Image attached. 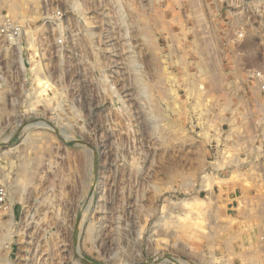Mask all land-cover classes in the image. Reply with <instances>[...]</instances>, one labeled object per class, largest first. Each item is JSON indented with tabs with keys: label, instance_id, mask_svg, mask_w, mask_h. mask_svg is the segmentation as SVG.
I'll use <instances>...</instances> for the list:
<instances>
[{
	"label": "rangeland",
	"instance_id": "1",
	"mask_svg": "<svg viewBox=\"0 0 264 264\" xmlns=\"http://www.w3.org/2000/svg\"><path fill=\"white\" fill-rule=\"evenodd\" d=\"M194 2L0 0V264H264V0Z\"/></svg>",
	"mask_w": 264,
	"mask_h": 264
},
{
	"label": "built area",
	"instance_id": "2",
	"mask_svg": "<svg viewBox=\"0 0 264 264\" xmlns=\"http://www.w3.org/2000/svg\"><path fill=\"white\" fill-rule=\"evenodd\" d=\"M79 0H73V5L71 6V9L73 12L79 13ZM44 21L46 24L48 21H54L56 22L57 30L59 33V36L56 39L57 44L62 45L64 43V30H67L68 24L66 26L63 25L64 21L66 22L68 17L65 12H63L60 9L53 10L51 15L45 14ZM46 19H48L46 21ZM52 19V20H50ZM31 21H34L33 19L29 18L28 20H22L19 19L17 16H15L12 12L8 10H4L3 8L0 9V50H10L11 48H16V65L18 68L22 69L23 71L27 68V63L36 62L37 57H40L38 54L34 59L33 55L27 51H29L32 48V40L33 44L38 43L37 39L34 37L33 29H31ZM59 21V22H58ZM30 26V29H27V26ZM39 45L42 46V43ZM26 46V48H25ZM24 51L25 53L29 54L28 59L26 60L24 57ZM36 54V52H35ZM22 58V60H21ZM30 70V68H29ZM251 71L250 79L251 81H254L255 85L259 86L260 93L262 98H264V68L259 67ZM263 100V99H262ZM259 103H261V101ZM6 195L3 189L0 190V203L5 202Z\"/></svg>",
	"mask_w": 264,
	"mask_h": 264
},
{
	"label": "bare ground",
	"instance_id": "3",
	"mask_svg": "<svg viewBox=\"0 0 264 264\" xmlns=\"http://www.w3.org/2000/svg\"><path fill=\"white\" fill-rule=\"evenodd\" d=\"M195 2L194 3H196V2H198L199 0H194ZM209 44V43H208ZM151 45V44H150ZM36 70V69H35ZM211 75L213 76V77H215L216 76V73L215 72H211ZM37 80H38V83L40 84V85H42L41 87H44L42 90H44L45 89V87L47 86V81L48 80H46V79H44L43 77H41V76H39L38 78H37ZM254 90H255V92L256 93H259L260 92V89H259V87L257 86V85H255L254 87ZM243 177V176H242Z\"/></svg>",
	"mask_w": 264,
	"mask_h": 264
}]
</instances>
